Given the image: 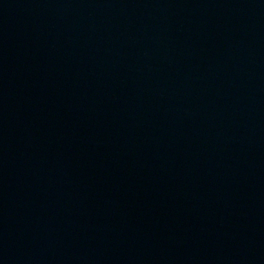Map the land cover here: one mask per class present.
<instances>
[{
    "label": "water",
    "instance_id": "obj_1",
    "mask_svg": "<svg viewBox=\"0 0 264 264\" xmlns=\"http://www.w3.org/2000/svg\"><path fill=\"white\" fill-rule=\"evenodd\" d=\"M0 264H264V0H0Z\"/></svg>",
    "mask_w": 264,
    "mask_h": 264
}]
</instances>
